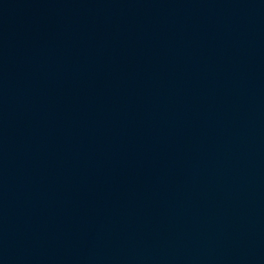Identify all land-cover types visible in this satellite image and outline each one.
<instances>
[{"label": "water", "instance_id": "1", "mask_svg": "<svg viewBox=\"0 0 264 264\" xmlns=\"http://www.w3.org/2000/svg\"><path fill=\"white\" fill-rule=\"evenodd\" d=\"M264 110V0H0V246Z\"/></svg>", "mask_w": 264, "mask_h": 264}]
</instances>
